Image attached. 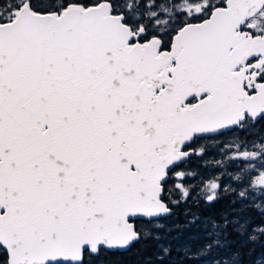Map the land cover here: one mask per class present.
Returning <instances> with one entry per match:
<instances>
[{
	"label": "snow or ice",
	"instance_id": "snow-or-ice-1",
	"mask_svg": "<svg viewBox=\"0 0 264 264\" xmlns=\"http://www.w3.org/2000/svg\"><path fill=\"white\" fill-rule=\"evenodd\" d=\"M136 245L264 264V0H0V264Z\"/></svg>",
	"mask_w": 264,
	"mask_h": 264
},
{
	"label": "trees",
	"instance_id": "trees-1",
	"mask_svg": "<svg viewBox=\"0 0 264 264\" xmlns=\"http://www.w3.org/2000/svg\"><path fill=\"white\" fill-rule=\"evenodd\" d=\"M194 183H196V181H194ZM190 203L191 201H189V204H181L178 211L182 212L184 208L189 207ZM200 210L204 215L208 214V210L203 209L202 206ZM192 211H197V209L195 207H192ZM179 221L181 223L183 222V216L179 217ZM192 231H194V229L186 230L184 236H188ZM183 242L184 240L182 238L180 243ZM201 243L202 241H192L191 244L193 250L200 246ZM151 251V249H142L138 245H136L128 249L127 251L102 252L101 255L95 259L94 264H144L145 259L151 256ZM171 259L175 261V264H203V260L197 261L185 259L183 258L181 253L178 252H174ZM206 259H211V257H208Z\"/></svg>",
	"mask_w": 264,
	"mask_h": 264
},
{
	"label": "rangeland",
	"instance_id": "rangeland-1",
	"mask_svg": "<svg viewBox=\"0 0 264 264\" xmlns=\"http://www.w3.org/2000/svg\"><path fill=\"white\" fill-rule=\"evenodd\" d=\"M213 158L220 159L221 157L218 156V155L213 156V153L211 151L209 152L208 156L205 157V159H209V160H211ZM201 164H203V161H201ZM209 170H211V166H209ZM197 179H199V177H197ZM184 183H186V184H188V183H194V181L191 178H189V179H185V182Z\"/></svg>",
	"mask_w": 264,
	"mask_h": 264
}]
</instances>
